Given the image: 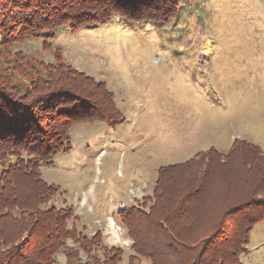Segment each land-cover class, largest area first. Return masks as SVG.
<instances>
[{
  "label": "rangeland",
  "instance_id": "obj_1",
  "mask_svg": "<svg viewBox=\"0 0 264 264\" xmlns=\"http://www.w3.org/2000/svg\"><path fill=\"white\" fill-rule=\"evenodd\" d=\"M12 50L41 72L60 56L104 84L115 107L114 121L73 126L69 150L39 167L41 179L58 188L41 209L72 213L66 229L75 228L78 237L64 249L78 253L73 264L89 262L80 239L96 233L90 255L97 264H107L112 248L122 251L112 264H130L133 242L117 213L149 206L142 201L151 197L160 167L210 148L226 152L236 140L264 153V0H178L167 25L114 18L73 34L61 27L48 41L19 40ZM15 162L0 156V176ZM215 203L204 208L203 225L215 219ZM246 250L242 264H264V221L252 229ZM65 256L60 250L54 264H66Z\"/></svg>",
  "mask_w": 264,
  "mask_h": 264
},
{
  "label": "trees",
  "instance_id": "obj_2",
  "mask_svg": "<svg viewBox=\"0 0 264 264\" xmlns=\"http://www.w3.org/2000/svg\"><path fill=\"white\" fill-rule=\"evenodd\" d=\"M177 10L178 0H0V156L16 158L0 176V264H54L60 250L66 264L76 261L78 253L64 249L65 241L77 236L75 228L66 229L72 213L41 209L58 188L41 179L39 167L69 150L73 126L111 122L116 114L105 85L65 65L60 56L41 72L12 48L24 39L48 41L61 27L73 34L114 18L167 25ZM20 78L28 83H14ZM259 165L264 167L263 151L236 140L226 152L210 148L184 163L160 167L151 197L142 201L149 206L117 213L133 242L129 263L142 257L151 264H242L252 229L264 221ZM210 201H216L217 214L203 225ZM82 237L87 264H97L90 253L100 234ZM198 237L205 241L199 250ZM110 252L105 262L117 263L122 251Z\"/></svg>",
  "mask_w": 264,
  "mask_h": 264
}]
</instances>
